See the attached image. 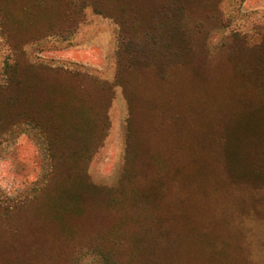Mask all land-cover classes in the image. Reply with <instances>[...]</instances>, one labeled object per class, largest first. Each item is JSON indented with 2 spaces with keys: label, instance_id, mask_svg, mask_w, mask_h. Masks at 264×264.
I'll return each mask as SVG.
<instances>
[{
  "label": "trees",
  "instance_id": "obj_1",
  "mask_svg": "<svg viewBox=\"0 0 264 264\" xmlns=\"http://www.w3.org/2000/svg\"><path fill=\"white\" fill-rule=\"evenodd\" d=\"M220 1L64 0L68 29L87 7L115 22L109 85L23 60L19 23L6 33L0 0L12 55L0 138L29 124L48 156L36 193L0 191V264H77L86 255L102 264H246L235 217L264 216V28L252 44L229 34L211 55L205 39L221 26ZM113 87L128 118L123 169L107 187L86 170L108 129Z\"/></svg>",
  "mask_w": 264,
  "mask_h": 264
},
{
  "label": "rangeland",
  "instance_id": "obj_2",
  "mask_svg": "<svg viewBox=\"0 0 264 264\" xmlns=\"http://www.w3.org/2000/svg\"><path fill=\"white\" fill-rule=\"evenodd\" d=\"M34 1L2 0L8 9L6 33L15 21L19 23L22 59L48 68L81 69L93 78L113 85L117 49L115 22L87 7L68 29L67 23L73 18L64 0H49L52 6L43 4L42 8ZM219 11L221 26L211 29L205 39L208 53L216 54L231 33L245 36L251 44L257 42V34L264 28V0H221ZM50 24L54 26L53 31L47 29ZM5 39L0 28V86L5 83V65L12 63ZM111 94L107 109L108 129L86 170L92 183L107 187L116 185L123 169L128 118L121 89L113 87ZM31 127L18 124L0 138V191L7 196L22 198L36 193L48 171V156L42 152L38 133ZM235 218L237 229L243 233L241 245L246 264H264V216L247 213ZM77 264L102 263L97 256L86 255Z\"/></svg>",
  "mask_w": 264,
  "mask_h": 264
}]
</instances>
